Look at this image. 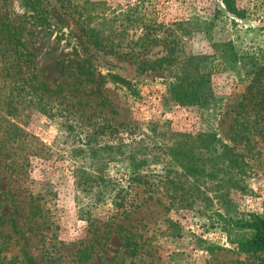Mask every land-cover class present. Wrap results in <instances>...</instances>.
<instances>
[{"label":"rangeland","instance_id":"obj_1","mask_svg":"<svg viewBox=\"0 0 264 264\" xmlns=\"http://www.w3.org/2000/svg\"><path fill=\"white\" fill-rule=\"evenodd\" d=\"M34 1L43 9L41 24L31 18L27 3ZM72 4L118 50L173 33L187 57L209 62L212 44L223 42L226 59L207 65L210 100L180 105L168 93L174 74L140 72L126 58L96 51L56 0H4L39 80L57 93L42 102L25 86L17 96L0 95V258L5 264H25V257L34 264L264 260L238 248L241 233L232 226L264 216V145L242 126L251 107L239 105L252 77L246 56L264 57V0H234L238 14L221 0ZM145 45L148 60L166 55L161 46ZM224 145L235 150L238 169L212 168Z\"/></svg>","mask_w":264,"mask_h":264},{"label":"trees","instance_id":"obj_2","mask_svg":"<svg viewBox=\"0 0 264 264\" xmlns=\"http://www.w3.org/2000/svg\"><path fill=\"white\" fill-rule=\"evenodd\" d=\"M56 2L60 4L64 14L72 19L80 34L86 38L96 51L106 55H115L117 58H126L128 61L135 63L140 72L150 70L174 74V80L168 86V93L170 99L175 103L180 105H204L210 100V81L206 68L207 65H214V60L226 59L223 42L212 44L214 54L209 58V62H206V56L204 55L187 57L182 49L178 47L181 36L173 33L162 34L157 37L154 35L140 47L133 45L126 46L124 50H118L109 41L110 36H105L95 27H90L88 20L79 11L80 9L77 6L73 7L72 0H56ZM221 3L228 13L238 14L234 7V0H221ZM27 4L35 14L34 17H31L33 22L35 24L43 23V9L41 10L42 7L39 8L41 3L34 1L32 5L31 2ZM3 8H5L4 0H0V95L5 94L4 90H6L9 92L8 97L17 96L22 90L21 86H25L32 93L34 100L38 99V102H42L46 96V98H51L57 91L50 90L45 83L39 80L33 55L26 49L24 44L23 30L20 25L9 21ZM185 25L186 23L183 22L176 23L179 30L186 35L189 31L184 27ZM147 34V32L144 33L143 37ZM145 44L161 46L166 55L148 60L149 49ZM246 57H249L252 65L250 71H247L246 74L252 77L239 105L240 107H251V112H249L250 115H239L245 118L242 124L244 128L247 129L249 126L253 128L256 138H258L256 139V145L259 146L264 145V57L263 59L254 56ZM216 66H219V64L216 63L214 67ZM176 69L178 71L174 73ZM82 70H85V68H82ZM115 77L112 76L111 78ZM101 80L103 81L102 77ZM6 85L10 88L6 89ZM14 86H19L21 89H16ZM13 91L16 94L10 95ZM243 101H246V104ZM235 125H237V122L234 121L233 124H230L229 129L235 132ZM222 148L224 152L219 160L216 158L212 161V168H218L219 170L221 168L223 170L238 169L237 155L234 154L235 150L227 145L222 146ZM232 226L241 233V237L237 241L240 250L258 256L264 254V216L249 215L240 221H236ZM24 263L34 264V261L32 258L25 257ZM0 264H5L3 258H0ZM250 264H264V260L257 257Z\"/></svg>","mask_w":264,"mask_h":264}]
</instances>
